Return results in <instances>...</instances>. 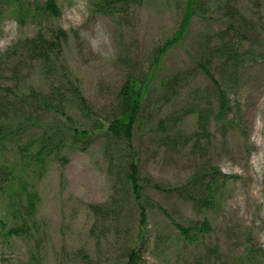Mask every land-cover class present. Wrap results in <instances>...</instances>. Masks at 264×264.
Wrapping results in <instances>:
<instances>
[{"label": "rangeland", "instance_id": "obj_1", "mask_svg": "<svg viewBox=\"0 0 264 264\" xmlns=\"http://www.w3.org/2000/svg\"><path fill=\"white\" fill-rule=\"evenodd\" d=\"M34 1L22 0L23 24L13 11L0 14V264H126L133 247L139 264H264V0H191L187 31L155 66L190 0H141L119 20L91 0H59V17L38 16ZM229 7L245 16L239 28L249 34L238 68L215 49L232 21ZM54 30L65 35L47 61L19 46ZM202 64L230 102L224 121L210 117L206 138L195 134L198 116L215 115L218 96ZM152 66L130 145L99 132L88 143H67L74 129L106 123L128 75ZM44 132L66 145L35 163L21 148ZM131 159L140 167L145 226L125 177ZM214 170L226 176L217 179L216 205L195 207L189 195L201 198L204 185L181 189ZM23 184L38 195L29 214L17 195ZM205 221L209 232L201 231ZM20 226L21 234L9 232Z\"/></svg>", "mask_w": 264, "mask_h": 264}, {"label": "trees", "instance_id": "obj_2", "mask_svg": "<svg viewBox=\"0 0 264 264\" xmlns=\"http://www.w3.org/2000/svg\"><path fill=\"white\" fill-rule=\"evenodd\" d=\"M33 10L38 14V16H43L47 18H56L61 15V7L59 0H40L34 1ZM92 6L95 10L101 14L109 15L115 17L116 19L129 18L133 9L137 8L141 4V0H91ZM190 4L187 7V12L185 13L181 25L174 34L171 40L166 42L156 53L154 58V65L159 64L163 54L167 52L171 47H173L179 40L182 39L183 35L187 31L191 20ZM28 7V6H27ZM236 8V7H235ZM2 10L13 11L14 15L17 17V21L20 24L25 23L29 18L27 10H23L22 0H0V14L3 13ZM228 16L232 20L226 30L217 33V37L221 40V43L215 47L216 52L224 56L227 63L232 68L239 67L240 49L239 45L242 40L248 37V32H245L241 28V25H245L247 22L245 16L241 14L234 7H229ZM244 16V17H243ZM230 34V38H229ZM62 35L65 33L61 30H54L52 37H50L45 32L35 34L33 37H28L22 39L19 42V46L26 51L32 53L35 59L42 61L49 60L54 52H57L61 48ZM240 40H239V39ZM151 67L149 72H145L141 75L130 74L125 80L116 101L115 109L112 115L109 117L106 123L99 122L95 129H74L72 134L71 143L72 145L78 146L80 142L88 143L90 142L93 135H97L98 132L105 133L111 141L116 144H127L130 145L133 138V131L137 126L141 114H142V104L144 100V95L147 92L149 81L154 72V67ZM202 70L211 79L215 88V94L218 96V109L215 115H211L210 111L203 112L198 116V128L199 130L195 133L198 137H208L209 136V121L210 117L216 121H224L226 117L229 116V96L224 87L213 75L210 67L206 64H202ZM176 76L172 79V83L176 82ZM77 99V98H76ZM79 105L82 110L86 112L87 115H92L89 102L82 95L78 96ZM46 103V102H45ZM43 103V104H45ZM61 113L64 114V109H60ZM233 122V119H232ZM54 135L48 132H44L38 141L32 140L26 147L21 148V153L30 155L29 157L35 163H41L47 157L51 156L57 151H60L66 145V142L62 138L53 139ZM199 140V139H198ZM37 144V150L35 153H31L29 148ZM33 154V155H32ZM214 173V174H213ZM226 177L222 172L215 171L207 174L198 173L190 181L189 188H183L182 191L190 194L192 187L204 185L206 193L201 197H197V193H191L189 199L193 201L194 206H203L206 208H212L217 202V188L218 177ZM125 177L130 183L131 194L134 195L137 205L140 208L141 215V226H145L146 223V210L144 205V187L141 184L140 167L134 160L128 161V167L125 170ZM141 178V179H140ZM185 187V186H184ZM17 195L20 197H25L26 205L23 207L26 213H30L36 205L38 195L35 192L29 190V188L23 184L17 191ZM107 206L93 205L92 209L96 211H102ZM109 208V207H108ZM182 234L188 237L190 229H184L180 227ZM211 230L210 224L205 221L202 223L201 231L209 232ZM9 232L21 234L23 232L20 226L17 230L11 229ZM141 260V251L138 248H130L127 253L126 264H139Z\"/></svg>", "mask_w": 264, "mask_h": 264}]
</instances>
